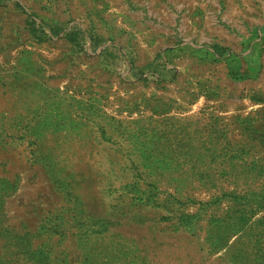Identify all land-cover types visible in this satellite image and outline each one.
Instances as JSON below:
<instances>
[{
	"label": "rangeland",
	"instance_id": "rangeland-1",
	"mask_svg": "<svg viewBox=\"0 0 264 264\" xmlns=\"http://www.w3.org/2000/svg\"><path fill=\"white\" fill-rule=\"evenodd\" d=\"M192 4L0 0V264H264V39Z\"/></svg>",
	"mask_w": 264,
	"mask_h": 264
},
{
	"label": "crops",
	"instance_id": "crops-1",
	"mask_svg": "<svg viewBox=\"0 0 264 264\" xmlns=\"http://www.w3.org/2000/svg\"><path fill=\"white\" fill-rule=\"evenodd\" d=\"M247 1L250 4H246ZM188 8L195 10L205 19V35L209 36L211 41L215 39L216 43H212L213 45L218 44L219 48L228 51V60L234 55L235 59L230 60L236 61L237 65H256L260 43L264 39V0H193V4ZM230 9L233 10L232 15L238 11H248L249 24L232 20L228 13ZM214 32L221 33L222 37L215 38ZM235 47L240 51L238 54L231 52Z\"/></svg>",
	"mask_w": 264,
	"mask_h": 264
}]
</instances>
